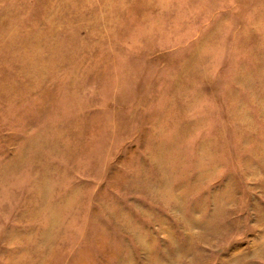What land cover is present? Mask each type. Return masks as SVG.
<instances>
[{
  "label": "rangeland",
  "instance_id": "1",
  "mask_svg": "<svg viewBox=\"0 0 264 264\" xmlns=\"http://www.w3.org/2000/svg\"><path fill=\"white\" fill-rule=\"evenodd\" d=\"M0 264H264V0H0Z\"/></svg>",
  "mask_w": 264,
  "mask_h": 264
}]
</instances>
